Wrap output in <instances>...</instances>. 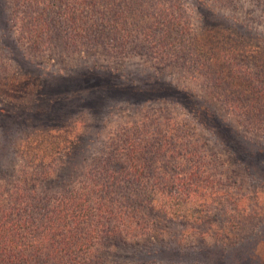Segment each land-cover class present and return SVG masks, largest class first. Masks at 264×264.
Wrapping results in <instances>:
<instances>
[{"label":"rangeland","instance_id":"374dc122","mask_svg":"<svg viewBox=\"0 0 264 264\" xmlns=\"http://www.w3.org/2000/svg\"><path fill=\"white\" fill-rule=\"evenodd\" d=\"M178 1L147 0L149 13L145 15H152L159 4L160 10L176 5L184 13L180 17L190 16L195 28L199 12L211 14L210 6L219 5L212 0ZM242 1L243 7L229 9L230 22L247 38L244 41L262 44L256 38L264 32V16L257 11L260 6L254 0ZM9 5L10 0H0V182L19 170L38 175L55 168L48 187L57 192L77 182L86 170L91 175L102 169L98 183L103 185L107 179L106 186L116 189H201L200 211L212 201L203 194L219 192L225 197L220 205L212 206L208 219L171 221L163 215L151 240H116L103 245L99 253L114 258L117 254L134 256L138 264H264V165L250 158L254 143L264 149V116L260 121L236 118L234 122L225 103L213 99L212 105L206 104L199 88L203 89L205 79L191 81L181 45L169 55L181 59H168V64L166 57L155 54L163 45L155 37L161 34L156 29L164 27L161 21L151 24L136 15L129 24L122 22L116 40L104 32L96 49L87 40L73 41L66 48L42 39L34 45L35 53L25 34L12 24ZM228 12L224 15L229 16ZM209 18L213 24H206L205 32L221 30L218 25L223 20ZM217 22L218 27H213ZM173 31L166 34L175 37ZM77 65L104 68L113 73L109 81L125 82L132 94H118L101 83L91 82L97 88H82L86 86L64 75ZM150 80L187 86L198 95L178 92L179 102L140 100L156 94L147 93L149 86L143 84ZM138 89L145 90L140 98L135 96ZM219 109L224 112L221 116ZM211 113L213 117L207 118ZM106 148L113 156L110 165L101 162ZM43 158V163L35 162ZM217 227H231L234 235L222 240L214 230ZM235 238L243 240L233 244Z\"/></svg>","mask_w":264,"mask_h":264},{"label":"trees","instance_id":"16d2710c","mask_svg":"<svg viewBox=\"0 0 264 264\" xmlns=\"http://www.w3.org/2000/svg\"><path fill=\"white\" fill-rule=\"evenodd\" d=\"M212 1L219 5L210 6L214 11L211 14L199 12L196 19L199 23L195 28L190 16L180 17L184 13L182 11L181 14L176 5L160 10L159 4L156 11L147 17V0H135L136 3L131 0H10L9 6L12 24L25 34L35 53L37 48L34 45L42 39L52 41L57 46L64 44L66 48L67 45L73 46V41L87 40L96 49L101 47L104 32L108 31L110 37L116 40L121 34L117 30L122 28L123 23L129 24L128 21L136 15L141 20L148 18L151 24L161 21L164 27L156 29L155 33L161 31V34L155 37L163 41V45L157 52L154 50L155 54L166 57L168 64V59L179 58L169 55L175 54L181 45L186 52L184 60L189 64L191 81L205 79V86L199 88L200 93H204L201 99L206 104L212 105L213 99L225 103L229 107L227 111H232L230 121L235 122L236 118L260 121L258 118L264 116V32H261V36L255 34L257 39L263 41L262 44L253 45L244 41L247 38L230 22L233 17L228 11L243 7L245 2ZM254 2L260 6L257 9L259 14L264 16V0ZM226 12L229 16L224 15ZM210 15L217 21L223 20L224 24L217 22L213 26H220L221 30L205 32L204 26L213 24ZM247 19L253 22L255 17ZM258 22L263 24V21ZM198 27L200 30L196 29ZM168 31H173L176 36L166 34ZM23 39L21 36V42ZM216 68L220 69L218 74ZM112 74L104 68L95 69L93 65H77L69 68L68 74L64 75H70L78 84L86 86L82 88H97L90 86L91 82L93 85L101 83L106 84L110 91L113 87L118 94L131 95L125 82L121 85L107 79ZM139 84L149 86L147 93L156 92L154 96L140 100L152 98L179 102L178 92L198 95L193 89L179 87L174 82L150 80ZM134 85L137 86L136 83ZM143 91L138 89L136 92L139 94L135 96L140 98ZM221 110L217 112L219 116L224 113ZM211 115L207 118L211 119ZM223 118L226 119V115ZM248 124L252 125V122ZM254 135L263 139L258 133ZM109 150L106 148L101 159L102 163L106 160V165H110L113 159ZM252 151L251 160L264 165V149L254 143ZM35 162L43 163L44 158L40 161L35 159ZM23 172L16 171L12 173V178L0 182V264H109L108 261L116 259L123 261L119 264H138L134 256L117 254L115 258L105 257L99 251L103 245L109 246L116 240L129 239L133 243L151 240L153 233L158 231L157 223L164 220L163 215L171 221L198 223L208 219L212 206L220 205L225 197L219 192L206 191L203 194L207 196L205 200L212 198V201L206 210L200 211V200L203 198L201 189H116L106 186L107 179L103 185L98 183V177L104 174L100 169V172L93 171L91 175L86 170L77 182L56 192L48 187L56 175L55 168L43 170L38 175ZM214 200L218 203L213 204ZM214 230L222 240L229 241V237L234 235L231 227H217ZM242 240L235 238L233 244Z\"/></svg>","mask_w":264,"mask_h":264}]
</instances>
